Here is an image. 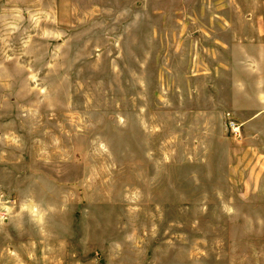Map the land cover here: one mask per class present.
<instances>
[{
    "label": "rangeland",
    "instance_id": "1",
    "mask_svg": "<svg viewBox=\"0 0 264 264\" xmlns=\"http://www.w3.org/2000/svg\"><path fill=\"white\" fill-rule=\"evenodd\" d=\"M102 4L99 24L58 43L0 35V61L12 58L0 64V190L11 186L16 205L42 199L31 250H89L109 264L226 257L217 239L264 234V210L244 208L257 195L226 190L245 185L254 160L264 165V143L236 146L231 123L238 86L264 87V58L242 46L257 37L243 13L264 3ZM218 11L229 28L213 27Z\"/></svg>",
    "mask_w": 264,
    "mask_h": 264
},
{
    "label": "crops",
    "instance_id": "2",
    "mask_svg": "<svg viewBox=\"0 0 264 264\" xmlns=\"http://www.w3.org/2000/svg\"><path fill=\"white\" fill-rule=\"evenodd\" d=\"M113 1L129 2L131 0H0V35L5 36V42L9 41L7 35L29 33L28 35H35L39 38H46L45 36H47V40H56L58 43L65 35L70 38V35L75 34L77 27L99 24L101 15L98 11L106 8L105 4L102 3ZM214 1L235 2L236 0ZM245 1L251 2L252 0ZM258 1L264 3V0ZM204 15L205 12L200 10L195 13V16L190 17L204 18ZM242 16L245 26L249 28L244 33L257 35V37L252 36L248 41H245L242 46L245 50L257 49L259 58H264V7H261L257 13L246 12ZM211 17L214 28H225L226 26L229 28L231 26L230 22L226 20L227 16L221 11L213 12ZM197 25L203 27L202 22ZM30 40L31 38L27 41ZM10 60L12 58L2 60L0 64L7 65ZM247 61L249 60L245 58L244 63L247 64ZM234 80L245 82L247 76L236 75ZM253 96L255 99L249 102V98ZM231 114L235 117L231 123L235 130L232 138L236 146L253 147L250 143L257 147L263 145L264 87L254 89L244 85L238 86L234 91ZM0 137L2 136L0 135ZM3 154L4 150L0 147V166L5 160ZM258 157L264 162V155ZM255 161L252 171L249 172L250 175L244 176L245 185L227 187L226 190H229L227 193L257 195L255 200L248 198L244 202V208H255L262 211L264 210V165L260 164L261 161L258 159L259 166L257 167L254 165ZM235 167L238 168L237 165ZM56 188L47 191L41 188L37 190V187L32 189L34 194L41 195L54 194ZM26 189L27 194H31V188ZM12 194L13 188L11 186L7 190H0V258L5 259V264H109L106 260L107 256L93 254L89 250H73L68 256L62 257L56 251L44 253L42 250H31V245L28 243L36 239H33L35 237L33 234L28 233V228L43 224L42 215L39 212L42 209V199L29 197L16 205L11 201ZM260 220L264 224V219ZM216 241L228 243L222 246L223 253H226L227 256L215 257L210 264H264L263 233L237 234L233 237L227 235L226 239H217ZM220 245L214 246L213 244L212 250L220 249ZM111 264L126 263L117 261ZM148 264H151V261ZM196 264L200 263L197 261Z\"/></svg>",
    "mask_w": 264,
    "mask_h": 264
}]
</instances>
